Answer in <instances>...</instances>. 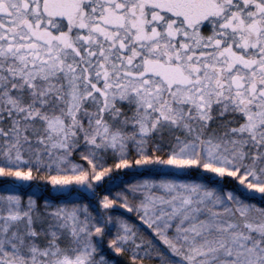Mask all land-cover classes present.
<instances>
[{
    "label": "snow or ice",
    "instance_id": "obj_1",
    "mask_svg": "<svg viewBox=\"0 0 264 264\" xmlns=\"http://www.w3.org/2000/svg\"><path fill=\"white\" fill-rule=\"evenodd\" d=\"M0 264H264V0H0Z\"/></svg>",
    "mask_w": 264,
    "mask_h": 264
}]
</instances>
